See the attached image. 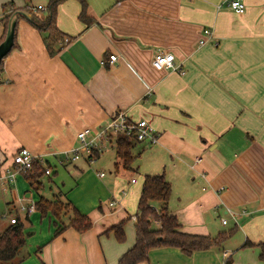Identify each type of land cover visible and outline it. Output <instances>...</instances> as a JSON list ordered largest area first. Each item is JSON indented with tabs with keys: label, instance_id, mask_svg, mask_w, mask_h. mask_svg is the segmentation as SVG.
<instances>
[{
	"label": "crops",
	"instance_id": "obj_1",
	"mask_svg": "<svg viewBox=\"0 0 264 264\" xmlns=\"http://www.w3.org/2000/svg\"><path fill=\"white\" fill-rule=\"evenodd\" d=\"M86 2L87 22L79 18L78 0L59 5L64 39L52 57L39 31L18 20L16 45L0 76V177L15 172L13 157L21 148L52 172L72 164L77 169L76 161L58 160L78 145L79 132H98L121 111L132 121L147 120L159 141L137 142L129 168L116 151V188L90 197L88 210L61 191L53 198L41 195L43 178L38 189L23 173L0 180V211L9 214L3 220L18 215L30 233L21 264H118L136 240L144 177L157 174L171 185L168 209L181 232L212 238L235 233L192 255L154 248L139 264H264V0H244L241 15L218 8L220 0ZM8 3L19 9L32 4L0 0V20ZM205 29L212 37L201 45ZM4 31L0 22V38ZM159 52L172 53L179 70L155 69ZM111 55L117 60L111 62ZM113 142L106 141L101 153ZM121 170L125 183L118 180ZM56 196L89 217L92 227L56 233L57 219L49 212L20 217L22 205ZM121 222L124 242L113 230Z\"/></svg>",
	"mask_w": 264,
	"mask_h": 264
},
{
	"label": "trees",
	"instance_id": "obj_2",
	"mask_svg": "<svg viewBox=\"0 0 264 264\" xmlns=\"http://www.w3.org/2000/svg\"><path fill=\"white\" fill-rule=\"evenodd\" d=\"M67 0H47L44 15H39L44 9L30 5L22 9L16 8L12 3L4 6V16L0 20L4 25L5 31L0 38V43L4 40L10 19L18 12H28L34 16L29 22L39 31L43 37L46 50L52 57L56 54L55 47L64 39V36L57 27L58 7ZM82 5L80 20L87 22V2L78 0ZM41 6V5H39ZM21 19H25L20 17ZM17 29V27H16ZM16 45V33L15 44ZM13 47V48H14ZM12 51V50H11ZM10 54V53H9ZM3 72V62L0 64V76ZM112 139L116 145L117 158L124 163V167L129 168L134 157L132 150L137 144L133 134L117 133L110 135L108 140ZM46 168L43 164L35 160L33 168L23 176L30 186L38 189L42 185L41 179L46 175ZM47 176V175H46ZM49 176V175H48ZM171 185L166 181L164 174L145 176L142 185L138 209L135 215V234L136 240L130 250H128L120 259L118 264H139L148 261L149 251L159 247H175L180 249L186 255H192L198 251H204L213 246L220 245L228 237L233 236L235 229L227 233H220L216 237L199 236L183 233L180 231V224L176 216L170 214L168 202L171 196ZM158 205V206H157ZM66 207L72 211V217L67 219L68 224L64 222V206L58 199L46 200L40 198L35 204L36 210L42 215L51 213L56 219L57 231L60 233L67 227H72L79 232H85L92 227V221L86 215L81 214L76 207L67 202ZM125 222H121L113 228L115 236L119 242L126 239L124 232ZM30 233L25 232V225L17 215V223L9 225L0 232V264H21L28 257L26 250V239ZM247 245H251L247 242ZM264 257V256H263Z\"/></svg>",
	"mask_w": 264,
	"mask_h": 264
},
{
	"label": "built area",
	"instance_id": "obj_3",
	"mask_svg": "<svg viewBox=\"0 0 264 264\" xmlns=\"http://www.w3.org/2000/svg\"><path fill=\"white\" fill-rule=\"evenodd\" d=\"M227 6L229 9L233 10L237 14H244L247 10L244 0H220L219 7ZM37 9H44L43 6H38ZM204 34L207 36L206 39H202L200 44L203 45L208 42V37H212V31L210 29H205ZM68 42V41H67ZM117 60L116 55L110 56V61L114 62ZM175 57L172 53L159 52L154 56L152 65L157 70H173L178 71V67L174 63ZM181 72V71H180ZM183 74V72H181ZM117 133L133 134L137 142H149L155 145L159 141L157 132L151 126V124L145 120L141 119L138 121H132L124 112H119L114 116L106 126L98 132H94L91 129H84L77 135L78 145L72 150L65 152L64 157L58 160V164H64L65 161H78L81 158L86 159L91 164L97 160L98 154H100L104 149V143L108 141V137ZM37 159L30 150L26 148H21L13 157V163L16 166L15 172L8 171L7 176L0 177L1 181H11L17 173H25L33 168L34 161ZM201 160L198 159L196 162L199 163ZM46 175H51V168H47L45 171ZM101 177L104 174H100ZM136 180L133 179L132 182ZM21 212L30 214L36 210L35 204H31L28 207L21 206ZM0 218H9V214H4L0 211ZM10 223H17V216H10ZM223 223H226V219H223Z\"/></svg>",
	"mask_w": 264,
	"mask_h": 264
},
{
	"label": "rangeland",
	"instance_id": "obj_4",
	"mask_svg": "<svg viewBox=\"0 0 264 264\" xmlns=\"http://www.w3.org/2000/svg\"><path fill=\"white\" fill-rule=\"evenodd\" d=\"M30 6L38 7L39 5L46 7V0H31ZM116 156V145L113 142L110 145H107V148L103 153L100 154V158L97 159L93 164L89 161L81 158L76 161V165L78 168H74V165L68 166L67 168L58 167L57 172H52L50 176H44L42 181L44 183L43 191L41 195H45L47 198H53L54 195L67 194L68 199L72 201L73 204L77 202L83 204L82 207L88 210L84 205H88L90 197L95 199V197L101 193L103 187L107 189L110 193H113L116 188V183L114 179L116 177L114 160ZM48 168V167H47ZM74 169V172H70ZM122 172L118 174V180L121 183H125L128 178V175L123 173L126 171L121 170ZM98 172H104L105 178H99ZM127 173V172H126ZM58 196L54 197V199H58L61 201L62 206H64V212L62 217L64 220H67L69 217H72V211L66 207L67 202L62 200ZM108 194H106L105 199H102L104 204H106L109 200ZM75 200V201H74ZM98 207V206H97ZM0 209L2 212L5 210V206L0 202ZM104 211L106 208L104 206ZM22 219H25V213H19ZM17 216V215H15ZM73 218V217H72ZM9 225V221L7 219H0V232H2ZM235 239V238H233ZM234 241V240H233ZM27 250V248H26Z\"/></svg>",
	"mask_w": 264,
	"mask_h": 264
},
{
	"label": "water",
	"instance_id": "obj_5",
	"mask_svg": "<svg viewBox=\"0 0 264 264\" xmlns=\"http://www.w3.org/2000/svg\"><path fill=\"white\" fill-rule=\"evenodd\" d=\"M20 17H23L28 21L34 19L33 15H31L28 12H22V11L12 16L7 27L6 36L4 40L0 43V64L9 55V53L14 47L16 27Z\"/></svg>",
	"mask_w": 264,
	"mask_h": 264
}]
</instances>
